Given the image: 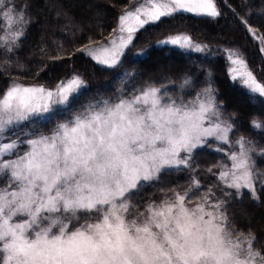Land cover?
<instances>
[{
    "label": "snow or ice",
    "instance_id": "1",
    "mask_svg": "<svg viewBox=\"0 0 264 264\" xmlns=\"http://www.w3.org/2000/svg\"><path fill=\"white\" fill-rule=\"evenodd\" d=\"M145 4L120 16L114 30L118 36L110 47L78 51L115 70L145 26L182 14L210 18L221 14L215 0ZM241 22L255 36L247 21ZM23 23V12L12 0H0V32L5 33L0 44L5 54L19 47L23 32L14 26ZM157 43L205 51L187 34ZM226 52L233 65L231 80H239L254 100L264 99V83L246 60L236 50ZM191 84L186 77L180 88ZM85 86L79 75L51 88L12 79L0 95V177H7V186L0 187V264H264V251L254 248L256 237L231 226L226 210L232 192L225 191L239 196L246 189L257 200L256 183L264 187V179H258L264 173L254 171L252 141L244 137L230 141L233 125L223 119L214 89L203 88L186 101L182 94L169 95L163 85L146 84L131 93L122 87L115 98L98 94L72 109L73 99ZM57 113L67 118L59 120ZM45 122L52 123L46 131ZM251 126L264 131L259 121L253 120ZM10 132L16 139L7 136ZM209 138L239 147L228 154L230 168L223 162L217 165L223 183L213 187L223 198L209 187L192 204L191 197L202 187L193 177L183 193L161 189L159 202L150 200L140 211L130 198L169 169L194 172V152L207 146ZM22 145L27 146L23 154ZM258 154L264 157V150ZM12 155L15 159H4ZM82 215L100 222L70 227Z\"/></svg>",
    "mask_w": 264,
    "mask_h": 264
},
{
    "label": "trees",
    "instance_id": "2",
    "mask_svg": "<svg viewBox=\"0 0 264 264\" xmlns=\"http://www.w3.org/2000/svg\"><path fill=\"white\" fill-rule=\"evenodd\" d=\"M12 2L17 11L23 12L25 23L21 24V28H18L19 24L14 26L23 32L17 41L18 48L5 54L0 44V95L12 79L24 85L51 88L77 72L86 86L73 99L72 109L98 98V94L115 98L119 95L117 90L122 87L125 92L131 93L146 84L156 87L163 85L169 95L176 97L182 94L186 101L201 89L211 87L215 90L217 102L223 106V119L233 125L232 140L244 137L252 141L256 148L253 156L255 171L264 173V157L258 154L264 150V131H256L251 126L253 120L264 125V99L257 97L254 100L237 81L231 80L229 69L232 64L226 52L236 50L258 81L264 83V52L261 51L264 41L260 39L264 37V0H215L221 13L218 17L182 14L173 19H164L162 23L147 25L137 33L133 45L126 50L122 63L115 70L100 65L78 50L90 48L108 38L117 27L120 14L133 0ZM95 4L102 11L96 21H88L86 26L82 20L86 19L88 7ZM241 18L255 30V36L248 31ZM231 24L235 25L234 29H230ZM4 34L0 32V36ZM177 34L189 35L193 41L202 44L205 51H183L172 45H158V41ZM6 60L10 63L5 64ZM125 73L129 75L125 76ZM186 77L191 78L192 84L181 90L180 85ZM65 118V114L57 113V119ZM45 125L46 131L52 123L45 122ZM212 146L215 145L210 142L194 152V172L169 169L160 175L158 182L141 187L138 194L130 198L131 201L143 211V205L150 200L159 202L161 189L183 192L193 177L200 181L202 187L191 197V201H199L209 187L223 183L218 177L217 165L227 163L226 155L214 151ZM20 149L26 151L27 146L22 145ZM6 186L7 177H0V187ZM213 191L217 197L223 198L219 189L213 187ZM225 191L228 189L225 188ZM231 192L226 210L231 226L245 235H254V248L264 251V222L255 218L262 216L259 207L264 206V187L259 188L257 200L252 198L249 191H242L239 196Z\"/></svg>",
    "mask_w": 264,
    "mask_h": 264
},
{
    "label": "rangeland",
    "instance_id": "3",
    "mask_svg": "<svg viewBox=\"0 0 264 264\" xmlns=\"http://www.w3.org/2000/svg\"><path fill=\"white\" fill-rule=\"evenodd\" d=\"M141 4H144V6L145 7H147V4H145V0H133V2H132V4L130 5V6H128L127 7V9L124 11V13L123 14H120V16L121 15H124L125 14V12L126 11H134L135 10V8H137V7H139ZM216 4H217V2H216ZM217 7H218V4H217ZM88 12L86 13V19H84V21L82 20V22H84V24L87 26V24H88V21L89 22H92V21H96L97 20V16H98V14H99V12H101L99 9H98V6H97V4H95L94 6H92V7H88ZM218 9H219V7H218ZM120 16H119V18H120ZM23 25V24H22ZM21 24H19L18 25V28H21V26H22ZM118 25H119V22H118ZM118 25H117V27L115 28V29H117L118 28ZM27 26V25H26ZM146 27V26H145ZM235 28V25H233V24H231L230 25V29H234ZM17 30H19V29H17ZM20 31V30H19ZM139 31H141V30H139ZM138 31V32H139ZM226 31H227V29H226ZM231 31V30H230ZM137 32V33H138ZM137 33L135 34V38H136V35H137ZM118 36V32H115V31H113V33L108 37V38H106L105 40H103V41H101L100 43H98V44H96V45H93V46H91L90 48H93V49H95V48H98V47H110V41L112 40V39H114V38H116ZM134 38V39H135ZM193 40V39H192ZM195 42V41H194ZM195 43H197V42H195ZM197 44H199V43H197ZM202 47H204L202 44H200ZM175 47H177V46H175ZM183 51H194V50H191V49H187V50H185V49H182ZM89 56V55H88ZM92 60H94L91 56H89ZM95 61V60H94ZM96 62V61H95ZM232 67H233V65H232ZM249 68V67H248ZM250 69V68H249ZM251 70V69H250ZM253 72V71H252ZM254 73V72H253ZM73 75H79L80 77H81V75L79 74V72H77V73H73L72 75H71V77L73 76ZM255 75V74H254ZM256 76V75H255ZM71 77L70 78H68V79H71ZM67 80V79H66ZM237 82L240 84V82H239V80H237ZM22 84V83H21ZM24 85V84H23ZM206 126H207V124H206ZM7 136L10 138V139H16V136L13 134V133H11V134H9V133H7ZM229 139H230V141H232V142H234L233 140H232V138H231V132L229 133ZM5 142H8L7 140H5ZM210 142H212L213 143V145H215V146H212V149L214 150V151H216V152H218V153H224L226 156L224 157L226 160H227V163H225V168L227 169V168H230L231 167V160L228 158V154L230 153V152H237L238 150H239V147L238 146H234L233 144H228V145H223V144H218L217 142H215V141H213L211 138H209V143L207 144V146L210 144ZM203 147H205V146H203ZM203 147H200L199 149H201V148H203ZM223 148V152H220V151H217L216 149L217 148ZM198 149V150H199ZM25 150V149H24ZM24 150H22L21 151V149H20V153L21 154H23V152H24ZM197 151V150H196ZM261 152V151H260ZM254 154L255 153H253V155H252V159L254 160L255 159V157L253 158V156H254ZM4 159L5 160H7V159H15V156L14 155H12V156H5L4 157ZM255 161V160H254ZM255 168H256V161H255ZM254 171H255V169H254ZM257 172V171H256ZM218 177H219V175H218ZM220 178V177H219ZM259 179V178H258ZM261 187V185L257 182L256 183V196H258V190H259V188ZM228 191L229 192H231V191H234V190H231V189H228ZM242 191H248V190H246V189H244V190H242ZM181 193H183V192H181ZM198 201H196V202H192V204H195V203H197ZM260 208V213L262 214V216L260 215V217L259 216H255V218L256 219H258V218H260V220L261 221H263L264 222V219H263V217H264V213H263V210H264V206L262 205V206H260L259 207ZM262 209V210H261ZM258 217V218H257ZM262 217V218H261ZM128 219H131V217H128ZM259 220V219H258ZM252 221V220H251ZM251 221L249 222V223H251ZM97 222H100L98 219H96V218H89L88 216H84V215H82L81 216V218H80V220H79V222H76V223H74L73 225H71L70 227H73V229H75V228H80L81 227V225H84V224H86V223H91V224H95V223H97Z\"/></svg>",
    "mask_w": 264,
    "mask_h": 264
}]
</instances>
